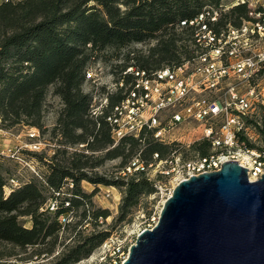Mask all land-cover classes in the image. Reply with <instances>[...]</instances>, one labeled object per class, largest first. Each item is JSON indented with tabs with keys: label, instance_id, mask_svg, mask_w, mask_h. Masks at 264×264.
I'll use <instances>...</instances> for the list:
<instances>
[{
	"label": "trees",
	"instance_id": "1",
	"mask_svg": "<svg viewBox=\"0 0 264 264\" xmlns=\"http://www.w3.org/2000/svg\"><path fill=\"white\" fill-rule=\"evenodd\" d=\"M226 1L0 2L1 127L9 130L24 125L39 132L43 127V105L50 89L61 103L52 129V137L60 138L56 140L60 146L51 156L45 152L25 153L27 160L37 164L36 174L19 182L0 173V244L9 246L11 251L0 250V264L30 262V257L8 262L7 258L16 259L19 255L14 250L24 253L26 249L36 248L37 258L52 256L60 245V235L71 227L70 222L59 224L60 216L72 220L80 212V221L90 219L94 223L109 216L108 210L90 211L92 194L81 190V182L122 189L116 218L119 223L129 220L142 197L155 193L153 184L141 174L119 175L111 180L95 170L106 161L121 159L123 167L118 173L122 175L134 157L139 156L150 164L154 154H158V160H165L173 151L178 153V147L155 141L149 131L142 132L140 138H121L113 145L108 124L89 115L91 95L84 91L86 71L99 63L100 55L103 57L109 49L122 50L150 41L155 42L154 46L146 54L129 58L133 63L125 64L123 70L128 66L155 70L178 65L194 51L189 22L207 10L230 6ZM247 14L245 4L228 7L221 11L219 24L237 26L248 18ZM181 23L186 25L181 26ZM108 100L114 105L119 95L112 94ZM254 130L264 132V106ZM79 145L83 147L74 149ZM248 146L253 149L251 144ZM67 148L74 151L69 154ZM189 148L201 157L210 153V144L205 140ZM10 180H17L18 184L12 186ZM50 201L56 204L52 212L48 208ZM20 218H28L30 227L22 225ZM72 230L69 243L47 264H76L88 258L109 237L107 231L83 235L82 230H76L75 224Z\"/></svg>",
	"mask_w": 264,
	"mask_h": 264
},
{
	"label": "built area",
	"instance_id": "2",
	"mask_svg": "<svg viewBox=\"0 0 264 264\" xmlns=\"http://www.w3.org/2000/svg\"><path fill=\"white\" fill-rule=\"evenodd\" d=\"M239 4L247 6L248 18L237 26L230 23L221 26V11ZM228 7L207 10L189 22L194 51L187 60L155 70L128 66L112 87L94 86L88 91L91 95L89 115L108 124L113 145L124 137L140 138L144 131L151 132L153 139L163 145L181 147L180 141L185 140H191V144L205 140L210 144V153L205 157L195 155L183 159L173 151L165 160H158V154H154L150 164L139 156L129 162L122 176H144L156 190L151 196H159L158 206L162 207L182 180L218 171L228 161H236L244 167L249 180L264 176V161H260L264 159V151L248 146L264 106V0H233ZM91 67L86 71V83L91 78ZM115 93L119 101L110 105L108 98ZM30 129L28 137L34 142L15 149L8 157L18 159L22 151L53 154L58 148L49 142L36 141L41 138L40 134ZM28 162L34 166L32 161ZM150 169L158 172L161 179L153 178ZM9 183L18 184L17 180ZM106 196H110L109 192ZM48 208L54 211L55 201H50ZM160 209L150 218L147 227L127 233L125 240L135 242L140 232L153 228ZM70 221L68 216L58 219L61 225ZM111 239L101 248H106ZM133 244L126 250L121 244L118 254L106 256L104 263L122 264Z\"/></svg>",
	"mask_w": 264,
	"mask_h": 264
},
{
	"label": "water",
	"instance_id": "3",
	"mask_svg": "<svg viewBox=\"0 0 264 264\" xmlns=\"http://www.w3.org/2000/svg\"><path fill=\"white\" fill-rule=\"evenodd\" d=\"M122 264H264V176L228 161L182 180Z\"/></svg>",
	"mask_w": 264,
	"mask_h": 264
},
{
	"label": "rangeland",
	"instance_id": "4",
	"mask_svg": "<svg viewBox=\"0 0 264 264\" xmlns=\"http://www.w3.org/2000/svg\"><path fill=\"white\" fill-rule=\"evenodd\" d=\"M2 1L4 0H0V2ZM232 2L233 0L226 1V3L229 4H231ZM154 44V41H150L142 44L131 45L122 50L109 49L105 51L103 53V57L102 54L100 55L101 57H99V63L93 65L92 67L90 66L91 78H89L87 80V83H85L84 91L88 93V91L91 90L94 86L104 88L112 87L114 81H116L119 77L121 70H123L122 67L125 66V64L127 63H133V61L129 60V58L137 57L140 54H146L147 50L151 46H154ZM60 109V100L52 94V89H50L46 95L45 102L43 105V127L41 131H39L41 138L36 139V141L49 142L50 144H54L56 146L59 145L56 140H59L60 138L52 137V129L54 127L57 114ZM30 132L31 129L24 125H17L9 130H4L0 124V173L5 178L11 176L12 178L17 179L20 182L32 176L33 171H37V164L34 163V166H32L29 164V160L26 159V151L20 152L17 155L18 159L10 158L7 156L10 155V152L14 151L15 149H21L25 145L34 142V140H31L28 137ZM252 136L253 137L250 141V144L253 146V149L264 150V132L253 129ZM191 142V140L180 141V144L183 145H181V147H178L179 152L177 154L179 157H181L182 155L185 156V159H189L195 156L196 153L191 151L189 148L192 145ZM189 143L191 145L189 147H186L185 144ZM61 148L62 147H60V150ZM74 149L80 148L78 146ZM74 149L69 148V154L73 152ZM45 153L47 154V156L52 155L51 153H49V151H45ZM121 167H123L122 160L115 159L106 161L102 166L98 167L95 172L99 175L107 177L108 179L115 180L116 177H119V175L122 176L121 173H118ZM159 170L160 169H157V171ZM149 174L155 179H161L159 178V173H155L154 169H150ZM80 187L83 192L92 194V206L90 207V211L92 212L96 209L108 210L109 216L105 220L99 219L97 220V223H94L90 219L86 221H80V218L78 217V214L80 213L79 212L70 221L71 227L66 228L60 235V245H58L52 256L44 257L43 255H40L37 258L34 254V250L36 248L26 249V252L24 253H22V251L14 250L16 253H19V255L16 257V259L7 258L9 259L8 262H16V260H18L17 258L30 257V262L27 264H47L52 260L54 256L58 254V252L62 249L65 244L69 243L70 237L73 234L72 227L75 224L76 230H82L83 235H88L92 232L107 231L109 232L108 239L112 238L108 241L106 248H96L88 258L83 259L76 264H105V257L110 255L114 256L113 253H117V249L120 248L121 244L125 246L126 250L131 245V243H134L133 240H130L129 238L125 240L126 234L130 233L133 230L147 227L150 218L154 214H157L159 209L161 208V206H158L159 196H156L155 198L151 195L142 197L139 202V205L133 210L132 215L128 217L129 220L119 223L117 222L116 218L118 215V208L122 198L121 188L102 185L97 186L89 184L87 182H81ZM107 192H109L110 194L109 197L106 196ZM20 222L22 225L30 227V222L28 218H20ZM79 222L80 224H76ZM107 249H109L110 252H107ZM0 250L9 252L10 247L5 246L4 244H0Z\"/></svg>",
	"mask_w": 264,
	"mask_h": 264
},
{
	"label": "bare ground",
	"instance_id": "5",
	"mask_svg": "<svg viewBox=\"0 0 264 264\" xmlns=\"http://www.w3.org/2000/svg\"><path fill=\"white\" fill-rule=\"evenodd\" d=\"M255 179H254V177H250V181H254Z\"/></svg>",
	"mask_w": 264,
	"mask_h": 264
}]
</instances>
